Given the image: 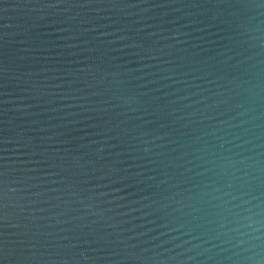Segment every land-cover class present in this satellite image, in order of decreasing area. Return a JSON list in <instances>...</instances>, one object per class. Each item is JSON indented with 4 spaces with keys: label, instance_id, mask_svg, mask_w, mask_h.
I'll use <instances>...</instances> for the list:
<instances>
[{
    "label": "water",
    "instance_id": "obj_1",
    "mask_svg": "<svg viewBox=\"0 0 264 264\" xmlns=\"http://www.w3.org/2000/svg\"><path fill=\"white\" fill-rule=\"evenodd\" d=\"M0 264H264V0H0Z\"/></svg>",
    "mask_w": 264,
    "mask_h": 264
}]
</instances>
